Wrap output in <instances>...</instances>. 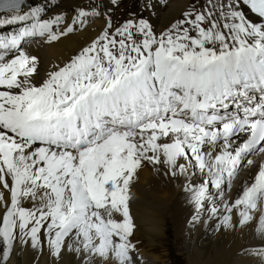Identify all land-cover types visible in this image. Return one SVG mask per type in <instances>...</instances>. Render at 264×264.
<instances>
[{"label": "snow or ice", "instance_id": "snow-or-ice-1", "mask_svg": "<svg viewBox=\"0 0 264 264\" xmlns=\"http://www.w3.org/2000/svg\"><path fill=\"white\" fill-rule=\"evenodd\" d=\"M58 7L0 0V264L45 244L57 258L133 264L130 190L149 164L199 173L185 186L194 226L252 225L264 240V162L226 198L264 153V0H205L159 34L142 13L114 24L95 0L47 14ZM95 18V37L37 79L24 45ZM246 251L264 257V245Z\"/></svg>", "mask_w": 264, "mask_h": 264}, {"label": "bare ground", "instance_id": "bare-ground-1", "mask_svg": "<svg viewBox=\"0 0 264 264\" xmlns=\"http://www.w3.org/2000/svg\"><path fill=\"white\" fill-rule=\"evenodd\" d=\"M28 2L30 4H46L47 0H28ZM147 2L152 5L151 10H147L148 19L154 31L160 32L176 18L181 17V12L188 6L190 0H147ZM78 5H90V0H59V7L50 9L47 14L51 15L63 10L70 17L72 9ZM100 5L102 12L111 8L112 16L114 5L111 0H101ZM112 20L114 23L113 16ZM103 23V18H95L91 20L86 29L69 33L58 41L45 43L43 39L37 38L24 45L31 54L36 55L39 59L37 79L44 77L48 70L56 65L62 66L67 62L74 53L95 37ZM16 27L13 25L3 30L15 31ZM249 157L255 162V165L251 168H242L231 189H226V198H235L243 184L250 181L259 163L264 162V153L257 152ZM200 180L198 172L195 176L173 177L165 168H154L150 164L138 171L130 190V211L135 224L133 235L137 250L143 253L149 252L151 258L160 259L163 262L160 255H155L153 250L158 248L155 244L164 243L162 239L172 235L173 239L166 244L173 243L178 249L186 250L188 254L185 260L189 264L263 263L254 254L246 251L264 245V240L259 237L252 225H237L235 228L217 230L215 221L207 226L203 222L197 223L195 226L190 223L193 207L189 203V195L185 186L189 181L198 183ZM255 214L258 215V211ZM166 222L171 223V231L165 228ZM184 224H187L190 229ZM184 231L189 233V238L184 236L182 233ZM138 238L143 242L140 239L137 241ZM135 252L131 253L133 264H157L158 262L156 260L157 262L154 263L149 258L147 261L138 260ZM108 260L109 264H117L114 257ZM102 261L97 259L95 264H102ZM8 264H84V261L67 249L57 258L49 254L46 244L43 250L17 245L13 249Z\"/></svg>", "mask_w": 264, "mask_h": 264}, {"label": "rangeland", "instance_id": "rangeland-1", "mask_svg": "<svg viewBox=\"0 0 264 264\" xmlns=\"http://www.w3.org/2000/svg\"><path fill=\"white\" fill-rule=\"evenodd\" d=\"M100 1L101 0H95V3L96 4H100ZM192 1H196V0H190L189 4H191ZM90 4H92V0H90ZM144 4H148L147 0H119V6L118 7L117 6H114L112 8V16L115 19L114 20L115 21L114 24H117L118 23L117 21H119L121 19H124V18L127 19L128 16H129L128 15L129 12L142 13L143 16L146 15L148 17L147 10H144L142 8V5H144ZM180 19H178V20H180ZM242 168L238 171V173L241 172ZM237 177H238V174H237ZM164 225H165V228H167L169 231H171V229H172V228H170V227H172L171 226V223L169 224V222H166ZM185 225L187 227H189L187 224H184V226ZM188 229H190V227ZM184 232H182L184 234V236L186 238H189V235H188L189 233L187 231H184ZM139 239L140 238H138L137 241H140L141 240V242H143L142 239H140V240ZM172 239H173L172 235L169 236V237H164L162 239L164 241V243H160L159 245L158 244H155L156 246H158V248L154 249L153 252H154L155 255H157V254L160 255V258L162 259L163 262H161L160 259H156L158 261L157 262L154 258H151L149 252H146V253L144 252L143 253L140 250H137V248H136L135 251H138V252H135L134 251L135 252V255L137 256V259L138 260H141V261H145L146 260L147 261V258H149L150 261L152 260V261H154V263L157 262V264H189L185 260L187 254H188V252L186 250L184 251V250L178 249L177 247H175V245L173 243L166 244V243H169ZM131 241H132L133 244H135V237H134L133 234L131 236ZM181 251H182V253H181ZM142 254H143V256H142ZM255 256L258 257V259H260L261 261H263V263H261V264H264V257L262 258L259 255H255ZM102 264H109V260L108 259L103 260L102 261Z\"/></svg>", "mask_w": 264, "mask_h": 264}]
</instances>
